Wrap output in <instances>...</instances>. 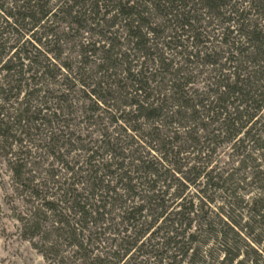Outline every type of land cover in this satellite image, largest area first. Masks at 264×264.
Listing matches in <instances>:
<instances>
[{"label":"trees","instance_id":"trees-1","mask_svg":"<svg viewBox=\"0 0 264 264\" xmlns=\"http://www.w3.org/2000/svg\"><path fill=\"white\" fill-rule=\"evenodd\" d=\"M50 1L0 0V69L4 73V78L12 84L9 90L13 88L16 90L15 97H18L21 87L28 89L25 90L27 94L24 97L25 113L29 112V108L32 106L31 102L36 99L37 94L41 91L43 92L42 97L46 101L49 99L56 101V109L61 110L70 106L67 104L70 101L67 96L62 94L53 96L44 85V81H54L59 73L55 67L56 59L59 57L58 42L63 35L57 33L55 28L51 26L55 21H58L64 24L62 28L75 30L79 36L86 33L90 38L79 44L78 52L83 68L88 64L90 57H96L100 60L95 70L100 77L96 84L88 90L91 97L93 96V98L88 96L91 103L90 112L100 109L99 107L102 105L108 108L110 112L112 109L116 112L119 107L127 106V111L120 108V114L123 112V115L119 117L124 124L129 123V121L135 123L141 118L144 123L151 124L154 122L160 125L158 123L162 122L161 110L165 107V105L163 106L165 100L159 98V94L157 96L153 94L156 90L150 88L149 85L150 80H154V77L159 74L168 86L171 114L178 115L180 107L188 109V120L197 122L200 120V110L195 109L194 106L201 107L206 110L205 118L210 120L207 122L208 125L213 124L211 129L213 136L227 135L226 141L230 143L231 147H234L235 143L239 144V142L244 141L245 138L238 137L240 134L246 136L247 140L253 141V143L260 145L263 142L259 136L254 139L255 136L248 137V135L250 134L249 129L252 128L253 124L258 123V120L262 121L260 126L264 130V119H260L261 115H259L263 111L261 114L264 116V0H239L238 2L235 0ZM243 3L248 5V10L240 8ZM100 9H103V11L101 10L102 13ZM250 9L260 19L261 24L249 20ZM202 16L215 22L212 32L211 30L210 32L206 31L205 26L199 24L203 20ZM114 26L116 27L113 28ZM120 27H122L121 32L124 34L125 42L117 41V36L120 37ZM175 29L178 30L175 31ZM215 30L219 31L215 34L216 37H219L218 46L223 45V49L227 48L222 52L213 49L214 46L211 47L209 34ZM165 31H167L166 34H164ZM94 37L96 38L92 40ZM166 37L169 38L168 41L162 42ZM122 47H124L123 50H121ZM53 49H57L58 53L49 56L48 53ZM9 52L11 53L8 54ZM118 55L120 57L118 58L119 62L121 60L118 64L120 66L122 63L125 65V62L135 61L132 65L134 67L124 66L121 72L124 73L122 79H125L126 82L120 87L116 86L117 89L122 87L121 90L127 91V96L133 92V95L128 97L126 101L115 100L110 90L112 85L109 88L106 86L112 83L108 80L113 76L110 71L116 65L115 61ZM130 55L137 56V60L134 58L127 59ZM172 57H179L184 66L178 65L179 60L176 61ZM138 58H142V60L140 61ZM222 58H224V63L232 65L229 74H224L221 71L224 69L221 63ZM199 60L204 65L207 64L212 67L214 79L210 83L212 88H207L204 93L205 98L191 103L192 99L186 98L185 86L188 79L183 76L182 72L188 71L189 67H186L192 63H199ZM246 62L252 64L250 69L239 68L241 63ZM147 63L149 66H146ZM61 65L67 69V72L71 71L70 64L63 62ZM79 69L82 68L79 67ZM71 79L74 80L73 77ZM78 80L80 81V79ZM35 85L36 88H34ZM6 88H0V92L7 93L9 90ZM100 91L103 94H100ZM42 101L44 100L39 102L44 104L45 102ZM114 101H118V104ZM19 104L21 105L22 102ZM174 107L177 108L175 112H173ZM209 113L212 116H209ZM52 115L55 117L56 114ZM129 115L133 117L130 118ZM32 118L34 120L41 119L36 116ZM32 118L30 117V119ZM30 119H25L22 114L18 117L17 122H28L31 121ZM118 119L115 117L113 121ZM248 123H251L249 127H247ZM1 126L5 127L2 129L1 136H7L6 130L14 127V125L7 126L0 121ZM201 128L207 130L206 126ZM132 129L137 130V127L134 125ZM176 140H160L157 126L151 127V136L146 142L156 152L159 151V160L141 155L136 158V164L133 165L130 162L132 164L131 171L137 173L138 176H129L124 170L118 174L117 182L114 185L111 187L108 184L103 186L105 194L109 191L114 192L115 196H110L111 198L120 197L115 193L118 185L127 194H131L129 204L124 201L121 218L126 225L128 224L130 228H133L135 235L131 245L129 244L130 246L125 248L122 253L132 248L131 246L137 243V239L142 236L143 232L146 233L152 229V231L156 230L152 232L153 236L156 237V243L147 245L148 250L140 251L141 253L138 254L140 256H144V254L154 256L160 262L166 258L170 259L166 264H203L205 260L200 250L203 246L209 245L207 242L211 239L212 242L209 243L216 244L217 251L214 253L215 249L211 248L213 246H206L205 252L206 258L209 257L212 262L217 260L219 254L221 255L219 264H246V261L249 264H264V259L261 258V255H264V197L259 194L251 197L249 201H245L240 196L236 198L235 190L228 188L229 184L232 183V173L222 177L218 173L212 175L214 170L204 173L205 169L201 170L197 165L187 166L186 161L183 160L184 157L179 156L182 151L180 146L175 144ZM53 141L52 137L50 142L53 143ZM100 141L101 146H98L110 158L118 155L122 157L123 154L118 150L115 143L109 139ZM184 141L188 143L187 147L190 146L192 149L198 147L196 148L197 156L201 154L199 152L204 153L207 148L206 146H198L200 143L198 138H190L189 134ZM158 142H160V148L155 147ZM92 148L86 149L90 152L88 154L89 162L91 161L89 157L96 156L94 154L96 151ZM197 156L195 158H198ZM245 156L246 159L250 158L252 161L250 169H252L253 179L251 182L259 183L258 185L264 193V154L261 155L258 162H255L248 155ZM130 158L132 159V157ZM243 159L245 158L242 157L240 162ZM108 165L110 163H106L105 169ZM121 165L122 162L116 165L112 173H115L116 169H120ZM102 167L103 165L101 166L103 170ZM169 167L172 168L173 174L181 173L183 175L187 173L186 175L192 176L191 179L187 176L185 179H189L193 186H199L195 182L198 181L199 177H205L203 186L199 189L202 194H205L207 190L227 192L231 198L226 201L228 212H223L226 215L220 217L214 212L211 217L215 218L216 222L213 223L212 219H207L206 211L197 218L193 217L197 209L194 208L191 200L180 204L179 202L176 203L175 200L179 197L177 192L170 193L168 191L173 182L171 180L165 182L163 189L158 184L164 183L163 180L169 176ZM182 167L185 169L181 170ZM248 167L249 165L242 163L239 166V171H245ZM134 179L135 182L132 183ZM244 179L245 176L242 175L240 181ZM172 180L178 181L181 192L190 185L179 182L175 177H172ZM186 180L183 179V181ZM94 181V188L97 190L102 184L98 182L96 177ZM140 187L141 192L137 190ZM180 190L177 189V191ZM212 201L209 199L203 203V206L207 208V205L211 204ZM172 202L178 208L176 211H169ZM43 203L49 209L56 207L50 202ZM83 208L82 206L81 213L84 216L89 215L90 212L84 211ZM208 209L210 210L209 206ZM218 209L223 211L222 207ZM234 210H239V215H229ZM146 211H149L150 214H147ZM101 213L103 212L101 211ZM151 215L153 216L146 221L145 217ZM194 219H197V226L192 224ZM242 219L244 222H241ZM159 221L163 222V225L155 228L154 224L159 223ZM192 228L194 229L192 230ZM243 229L256 245H249L240 236L243 234ZM242 246L245 249L243 250L245 257L239 259ZM168 252L171 254L168 255ZM141 262L142 264L147 263V261Z\"/></svg>","mask_w":264,"mask_h":264},{"label":"rangeland","instance_id":"rangeland-1","mask_svg":"<svg viewBox=\"0 0 264 264\" xmlns=\"http://www.w3.org/2000/svg\"><path fill=\"white\" fill-rule=\"evenodd\" d=\"M235 1L238 2L239 0ZM240 8L249 9L246 3H243ZM101 10L103 11V9H100L102 13ZM197 13L199 14V12ZM248 17L249 20L261 24L260 19L253 14L251 9ZM202 18L203 20L199 24L205 26L206 31L210 32L211 30L212 32L213 23L215 22L205 16H202ZM151 19L153 18L151 17ZM63 25L58 21L51 25L57 33L63 35L58 42L59 57L56 59L57 64L55 67V70L59 73L54 81L46 80L44 85L53 96L59 94L67 96L70 100L67 104H70V106L61 110L56 109V101L53 99L46 101L42 97L43 92L41 91L37 94L36 99L31 102L32 106L29 108V112L25 113L24 97L27 94L25 90L28 89L21 87L18 97H15L16 90L14 88L9 90L12 84L4 78V73L0 69V88L5 89L7 87L6 89L9 90L7 93L0 92V121L7 126L14 125L12 129L8 128L6 130L7 136H1L2 129L5 127H0V264H113L114 262L116 264H142L141 261H147V263L143 262L144 264L168 263L170 259L167 258L160 262L154 256L138 255L141 253L140 251L148 250L147 245L156 243V237L152 233L156 230L152 231V229L146 233L143 232L142 236L137 239V243L132 245V248H129L127 252L122 253L125 248L131 245L135 235L133 228H130L128 224L126 225L121 218L124 201L129 204L131 194H127L118 185L115 193L120 197L111 198L110 196H115L114 192L109 191L105 194V188H103L107 184L109 187L114 185L117 182L118 174H121L124 170L127 171L129 176H138L137 173L131 171V163L136 164V158L141 155L159 160V151L156 152L146 142L151 136V127L154 126L158 128L160 140L168 139L170 141L179 138L175 144L180 146L182 154L179 156L184 157L183 160L186 161L187 166L197 165L201 170L205 169L204 173L214 170L212 175L218 173L222 177L232 173V183L229 184L228 188L229 190H235L236 198L240 196L245 201H249L251 197L259 194L264 197L263 189L258 185L259 183L251 182L253 179L252 169H250L252 161H250V158L246 159L245 156L248 155L255 162H258L261 155L264 154V130L260 126L261 120L253 124L252 128L250 127V134L248 135V137L255 136L254 139L259 136L263 140L262 143L259 142L260 145L248 141L246 136L240 134L238 137L245 138L244 141L239 142V144L235 143V146L231 147L230 143L226 141L227 135L213 136L211 133L213 124L208 125L207 122L210 120L205 118V109L194 106L195 109L200 110V120H197V122L188 120V109L180 107L179 112H176L178 115L170 113L168 86L159 74L154 77V80H150L149 85L150 88L156 90L153 94L156 96L159 94V98L165 100L163 103L165 107L161 110L162 122L158 123L160 125L154 122L151 124L144 123L141 118L135 123L129 121V123L124 124L120 121L119 116L123 115V112L120 114V108L127 111V106L119 107L116 112L112 109L110 112L108 108L102 105L99 107L100 109L90 112L89 106L91 103L88 96L90 98H93V96L91 97L88 90L96 84L100 77L99 73L95 72L100 60L96 57H90L88 64L83 68L82 61L79 58V44L90 38L86 33L79 36L75 30L62 28ZM119 30L120 37L117 36V41L125 42L124 34L121 32L122 27ZM217 32L219 31L215 30L210 33L209 40L212 43L211 47L214 46L213 49L222 52L227 48L223 49V45L218 46L217 40L219 37L215 35ZM166 33L167 31L164 34ZM95 38H92V40ZM168 39L166 37L162 42L168 41ZM240 40L242 41V38ZM123 49L124 47L121 48V50ZM56 52L57 49H53L48 55L52 56ZM232 52L235 51L232 50ZM131 54H133L132 51ZM116 58V65L110 71L113 76L108 80L112 83L106 86L109 88L112 85L110 90L115 100L126 101L128 97L130 98L133 95V92L127 96V91L121 90L122 87L117 89L116 86L120 87L126 82L125 79H122L124 73L121 72L124 66L134 67L132 65L135 61L125 62V65L122 63L120 66L118 65L121 62V60L120 62L118 60L119 55ZM133 58L137 60V56L133 55H130L127 59ZM172 58L176 61L179 60L178 65L184 66L179 57ZM138 59L142 60V58ZM63 62L70 64V72H67V69L61 65ZM198 62L197 64H189L190 66L186 67H189V70L182 72L183 76L188 79L185 86L187 90L186 98L192 99L191 103L205 98L204 93L207 88H212L210 83L214 79L212 77V67L207 64L204 65L200 60ZM221 63L224 66L221 71L224 74H229L232 65L224 63V58L221 59ZM146 66H149V63ZM79 67L82 69H79ZM250 67H252V64L248 62L239 65V68L247 70ZM82 74L85 75L82 76ZM72 77L74 80L71 79ZM34 88H36V85ZM40 100H44L42 102L45 103H40ZM166 100L168 101L166 102ZM118 101L114 102L118 104ZM20 102H22L21 105ZM173 110L175 112L177 108L174 107ZM261 112L259 113L261 115L260 119H264ZM22 114L25 119H30L33 116L41 119L34 120L32 118L31 121L18 123L17 119ZM52 114H56L55 117H52ZM129 116L130 118L133 117L132 115ZM209 116H212L211 113H209ZM115 117L119 119L113 121ZM132 124L137 127V130L132 129ZM250 124L248 123L247 127ZM202 126H206L207 130H203ZM188 134L190 138H198L200 142L198 146L207 147L204 153L199 152L201 154L197 156L196 148L198 147L194 149L190 146L187 147L188 143L184 139L188 137ZM52 137L54 139L53 143L50 142ZM102 139H109L115 143L118 150L123 154L122 157L118 155L110 158L100 147V140ZM90 147H93L92 150L96 151L94 152L96 156L89 157L91 159L89 162L88 154L90 152L86 149ZM155 147L160 148V142L156 143ZM260 147H263V149H260ZM196 156L198 158H195ZM242 157L245 159L240 162ZM120 162H122L120 169H116V172L112 173ZM106 163H110V165L105 169ZM242 163L249 165L245 171H239V166ZM102 165L103 170L101 169ZM169 168V173L172 176L168 174L169 176L163 180L164 183L160 182L158 184L163 189L165 182L171 180L173 182L172 187L168 191L170 193L177 192L179 197L175 200L176 203L179 202L180 204L189 200L193 202L194 208L197 209L194 212V218H197L200 214L203 215L206 211L207 219H212L215 223V218L211 217L214 212L220 217L226 215V213H223L228 212L226 201L231 198L227 192L207 190L205 194H202L199 189L202 188L205 177H199L198 181L195 182L199 186H193L189 180L192 176L186 175L187 173L183 175L181 173L173 174L172 168ZM184 169V167L181 168V170ZM242 175L245 176V179L240 181ZM186 176L189 178L188 180L185 179ZM95 177L102 184L97 190L94 188ZM172 177L177 178L181 183L190 185L181 192L178 181H173ZM183 179L186 181H183ZM134 182L135 179L132 180V183ZM177 189L180 191H177ZM137 190L141 192V187ZM209 199L213 201L206 208L203 203ZM43 202L53 203L52 205L56 207L54 209L46 208ZM173 202L169 211L178 209ZM82 206L84 211L90 212L89 215L84 216L81 213ZM219 207H222L223 211H220ZM146 213L150 214L149 211H146ZM230 214L232 216L239 215V210H234ZM152 216H146L145 220L148 221L149 217ZM194 220L192 224L197 226V219ZM241 222H244V219ZM159 225H163V222L159 221V223L154 224L155 228ZM242 233L240 236L245 242L252 246L253 244L256 245L245 234L244 229ZM210 241L211 239L207 242L209 245L203 246L200 250L205 260L203 264H219L218 262L221 260L219 254L214 262L209 257L206 258V246H213L211 248L215 249L214 253L217 251L216 244H210ZM243 250L245 249L242 246L239 259L245 257V251ZM167 254L171 253L168 252ZM261 258L264 259L263 254ZM245 263L249 264L248 261Z\"/></svg>","mask_w":264,"mask_h":264}]
</instances>
